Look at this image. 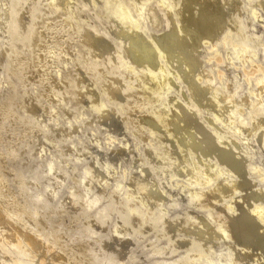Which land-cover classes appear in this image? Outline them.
<instances>
[{"label":"rangeland","instance_id":"obj_1","mask_svg":"<svg viewBox=\"0 0 264 264\" xmlns=\"http://www.w3.org/2000/svg\"><path fill=\"white\" fill-rule=\"evenodd\" d=\"M4 1L0 0V12ZM61 1L38 0L34 9L37 19L29 24L27 52L22 61L8 64L9 69L21 70L24 62H28L31 75L38 83L22 96L19 107L24 109L17 120L7 122L0 129V141L4 138L10 141V137L16 136L19 147L30 152L23 166L24 177L31 174L36 164L41 168L39 184L34 189L22 190L15 174L10 181L1 178L2 164H18L22 156L18 154L8 159L12 150L10 144L0 151V195L8 213L19 224H24L23 228L59 249L72 264L102 262L100 256L90 255L88 241L76 246L70 234H66L67 228L74 223L77 225L78 220L80 224L73 235L81 233L92 221L100 225L101 230L93 234L95 242L112 240L111 230L118 224L127 232L117 240L107 264L124 261V252L128 250L126 241H130L129 248L140 250L128 264L145 258H149L151 264H260L258 254L264 245V144L248 151L241 128L253 126L258 120L264 123V0H132L127 14L121 12L125 0H93V14L86 18L97 23L125 24L135 57L131 59V66L124 69L121 55L126 47L122 38H95L90 44L92 50L117 45L118 64L111 69V77L101 75L94 82L89 73L77 88L70 83V77L78 70L76 59L80 48L74 45L69 53H60V48L64 37H77L87 30L82 26L85 17H74L84 0H71L68 8H64ZM52 2L55 5L49 9ZM105 7L113 14H103ZM143 9L146 15L138 18ZM155 9H161L163 20L170 23L161 31L153 23ZM199 14L213 15L211 20L216 25L223 24V20L228 24L221 25L208 37L203 31H193ZM176 16L179 20L173 22ZM7 29L3 23L0 33L5 34ZM177 34H180L179 44L171 47L174 57L179 60L185 50L191 54L185 62L168 63L165 51ZM155 37L159 44L149 49ZM11 39L8 34L4 45ZM22 47L19 43L15 45L12 54ZM145 49L148 55L142 59ZM106 57L107 53L100 55V58ZM195 61L201 65L198 79L191 72L180 75L184 66H191ZM153 62H157L158 70L168 68L171 71L174 86L167 94L159 95L161 86L158 85L152 95L157 100L151 103V96L143 90L150 80L145 78L140 86L137 81L141 70ZM118 72L122 73L121 84L130 85L113 101H107L106 84ZM26 77L25 74L15 75L4 82L0 97L19 86ZM54 83L59 86L54 87ZM76 92H80L79 97L67 101ZM219 99H224L221 106L210 103ZM195 100L197 107L184 122L175 125V118L167 122L168 128L173 127L171 137L147 133L149 122H137L138 117L152 110L157 112L155 119L164 105L178 114ZM100 102L112 117L97 124L104 116L103 111L95 109ZM27 105H32L33 113L25 110ZM5 114L6 107L1 106L0 116ZM221 118L224 123H220ZM188 126L196 133L202 131L206 140L213 136L210 166L218 162L219 150L223 149L237 152L222 165L224 172L232 163H244L235 180V186L242 187L237 192H233V187L227 189L230 199L221 203L220 218L210 216L211 204L194 202V194L203 192L201 180L212 169L200 168L192 174L171 179L166 186L160 183L161 175L155 161L150 163L147 174H137V168L146 163L150 151L155 156L160 154V146L173 142L176 147L169 156L176 155L178 146L188 140L185 133ZM252 136L263 141L264 128L253 130ZM207 150L206 144L187 148L189 163ZM90 156H93L91 161L88 160ZM51 164L55 165L53 180L46 177ZM96 170L101 172L103 179L92 178ZM66 171L70 172V179L58 186V178ZM226 180L223 176L213 181L211 187L224 184ZM155 184L157 192L148 194L147 190ZM259 186L261 192L257 197L241 202ZM54 188L57 191L51 196ZM159 193H162L160 197ZM72 194L75 195L73 200L65 203V197ZM107 201L109 205L103 207ZM154 208L155 212L148 215ZM100 209L104 214L98 217L95 212ZM251 210L256 214L246 220ZM224 217L233 224L241 223L236 237L226 229ZM247 247L249 251L244 253ZM18 249L2 254L0 264H6L9 258L19 254ZM26 262L24 264H29Z\"/></svg>","mask_w":264,"mask_h":264},{"label":"bare ground","instance_id":"obj_2","mask_svg":"<svg viewBox=\"0 0 264 264\" xmlns=\"http://www.w3.org/2000/svg\"><path fill=\"white\" fill-rule=\"evenodd\" d=\"M203 1V0H202ZM201 1V2H202ZM38 0H5L3 5V11L0 12V29L1 25L5 23L8 27L7 32L5 34L0 33V95L4 91V82L8 81L11 77L15 75H22L25 74L27 77L24 81L20 83L19 86L13 87V89L8 92L7 95L0 97V107H6V114L0 116V129H2L7 122H15L17 118L21 115L22 107H19V103L21 102L22 96L25 95L26 92L30 91L34 86L37 85L38 80L33 78L31 75V66L28 62H24L23 68L17 69H9L8 64L11 62L14 65L16 62L22 61L23 55L27 52V46L25 43L28 42V35L31 33V29L29 24H32L37 18L34 15L35 5ZM71 0H62L61 4L64 8H68L70 5ZM93 0H84L78 7L77 11L74 14V17H85L83 22V27H87V30L77 37L66 36L63 38V43L60 48V53H69L73 50L72 46L78 45L80 48V52L77 55V63H78V70L73 72L70 77V83L74 87H79L85 77L91 73L93 75V81H98V78L103 75V77L109 78L111 77V69L118 64V54H117V45H113L110 48L106 46H100L98 49L92 50L90 49V44L93 42L95 38H103V39H117L122 38V44L126 47V50L121 55V66L125 68H129L131 66V61L135 57V48L129 46V42L131 37L128 33H126V25L125 24H118L116 22H91V17L93 14ZM55 5L54 2L49 6V9L53 8ZM132 6V0H125L124 1V8L122 9V14H127L130 12ZM158 7L157 5H154ZM102 13L105 15L113 14L109 8L105 7L102 10ZM253 14L256 13V10L252 11ZM118 14V13H116ZM119 15V14H118ZM146 15L145 10H141L138 13V18H143ZM164 12L161 9H155L153 14V23L158 26L159 30L163 29L170 23L165 22L163 19ZM212 16H203L199 14L197 16V21L193 26L194 32L203 31L206 33V36H211L221 25H227L228 21L223 20V24L216 25L211 20ZM179 20L178 16H176L173 22H177ZM87 22V23H86ZM86 23V25H85ZM73 25V22H70V26ZM10 35L12 37L11 42L5 44L6 36ZM180 34L174 36L173 40L170 42V46L166 48L165 55L168 58V63L171 61H182L185 62L189 56L190 51L185 50L182 54V57H179V60L174 57V54L171 52V47L178 46ZM22 44V49L17 51L15 55L12 54V49L17 44ZM159 44V40L157 37L153 38L149 49H155L156 46ZM103 53H107L108 57L100 58V55ZM148 55V50L145 49L142 53V59ZM132 59V60H131ZM156 61V60H154ZM258 69V66H255ZM201 65L199 61H195L191 66H184L182 74L186 73H194L196 74V78L200 77ZM179 75V76H180ZM122 73L118 72L116 75L113 76V79L108 82L105 87V92L107 94L106 100L113 101L117 94L127 88L130 83L126 85H122ZM149 79L150 84L143 88L146 95L151 96V103H154L157 100V97L152 96L157 88L158 85L161 87L159 88V95L167 94L173 85V75L168 68H161L158 70L157 62H153L152 64L148 65L147 67L141 70L139 74V79L137 81V85L140 86L141 82L144 79ZM209 83H207V87L209 88ZM54 87H58V83L53 84ZM234 92V90H233ZM80 92H76L71 95L67 99V101L79 97ZM224 102V99L219 100H211L210 103L214 106H221ZM197 104V100L192 101L188 104V107L178 113L174 114L169 111L168 106L164 105L161 111L157 114L155 119H153L155 113L153 110L149 111L143 116L138 117L137 122H149L148 132L147 133H156L158 136L160 135H167L171 137L173 134V127L168 128L167 122L172 118H175L176 122L175 125H178L181 122H184L186 118L193 114L195 106ZM96 110L103 111L104 116L97 122V124L101 123L102 121H107L111 119V114L109 111L105 110V104L100 102L95 106ZM25 110L28 113H33L32 105H27ZM220 123H224V119H220ZM262 127L264 128V123L262 120H258L253 126H243L242 134L243 140L248 144V151L256 148L257 146L264 144V140H260L252 136V131L261 130ZM218 127L214 130V134L216 135ZM186 135L188 140L185 144L179 145L177 148V153L174 156H169L170 152L174 150L176 147L173 142H169L167 145L161 147L160 146V154L155 156L153 152H149L148 158L146 163L137 168V174H147L149 172V165L152 162H156L158 173L161 175L160 183L162 186H166L169 184L170 180L176 177L186 176L188 174H192L200 168H208L212 169L211 173L203 178L200 182V188L203 190L201 194L195 193L194 194V202L197 205L202 204H211L212 208L210 211V216L220 218L221 215L219 213V207L222 202L228 201L230 196L227 192L229 187H233L234 191L237 192L242 185L235 186L236 176L239 171L244 167L243 162H236L232 163V165L227 169L226 172L222 170V165L227 160L235 157L236 151L231 149H223L219 150V158L218 162L214 166H210L209 159H210V151L214 147V139L213 136L206 140L202 131L198 133L195 132L191 126L186 128ZM72 135V133H70ZM214 135V136H215ZM10 141L7 139H1L0 141V151L4 149L7 144L12 146V150L9 153V158L11 159L13 156L20 154L22 156V161L18 164L13 165H5L2 164L1 169H4L1 173V178L10 181L12 175H16L20 180V187L22 190L24 189H34L39 182L41 181L40 175V165L36 164L31 174L28 177H24L23 166L25 162L30 157V152L25 148H20L18 144V137H10ZM230 141V140H228ZM206 144L208 150L203 154L199 155L195 158L192 162L189 163V157L186 154L187 148L193 146L198 148L200 145ZM113 154H110L111 156ZM108 156V157H109ZM93 159V156L88 158L89 161ZM5 163V162H4ZM189 163V168H188ZM54 171L55 165L51 164L48 166L47 169V179L53 180L54 178ZM225 177L227 180L223 181L224 184H219L215 187H211L213 181L220 179L221 177ZM71 177L70 172L66 171L63 175H61L57 182L58 186L68 181ZM93 179H103L101 177V172L96 170ZM12 180V179H11ZM157 184L155 186L150 187L147 190L148 194H154L157 192ZM57 191V188H54L50 191V195L53 196ZM261 192V187H257L253 194L246 196L241 201L242 203L248 202L253 197H257ZM162 193L158 194V197L161 196ZM75 197L74 194L68 195L65 197V203H68L73 200ZM39 201L36 202V204ZM105 205H109V201L103 203V207ZM123 207V206H122ZM155 212V208L150 211L148 215H151ZM257 212H259L257 210ZM96 215L102 216L104 214L103 209L95 212ZM256 212L251 210L248 212L246 216V220L252 217ZM226 229L233 234L234 237L238 235L239 229L241 227V223L233 224L227 217L223 219ZM80 224V220L77 222ZM244 223V222H242ZM76 223L71 224L67 230L66 234H70L72 238L73 245L79 246L84 241H88L90 244V255L93 256H100L102 258L101 264H107L111 261V254L114 251V246L117 240L123 236L127 235V232L122 230L121 225H117L113 227L111 230L113 239L104 241V242H95L93 239V234L97 230L100 229V225L96 221H92L85 230L81 231V233L77 235H73V230L78 226ZM21 222H19L11 216L10 213L6 210L2 197L0 195V260L2 258V254L9 252L13 248H19L15 257L7 259L6 264H24L29 261V264H72L69 262L66 257L60 253L59 249H55L51 243L42 239L36 233L31 232L27 228H23ZM173 225V224H172ZM171 225V228H172ZM25 227V226H24ZM170 228V226L168 227ZM128 250L124 252V261L120 260L118 264H128L129 260L132 258L135 253L139 252L140 250H134L129 248L130 241H126L125 243ZM131 249V250H129ZM264 249V245L260 247L258 258L260 259V264H264V253L262 250ZM249 248L247 247L244 250V253H247ZM141 261H137L135 264H151V260L149 258L140 259ZM23 262V263H21ZM75 264V263H73ZM228 264H231L229 262Z\"/></svg>","mask_w":264,"mask_h":264}]
</instances>
